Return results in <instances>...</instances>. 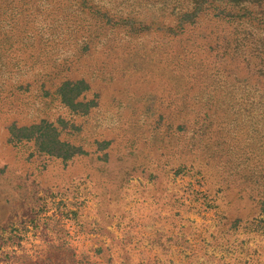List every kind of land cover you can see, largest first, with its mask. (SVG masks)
<instances>
[{"label": "rangeland", "instance_id": "1", "mask_svg": "<svg viewBox=\"0 0 264 264\" xmlns=\"http://www.w3.org/2000/svg\"><path fill=\"white\" fill-rule=\"evenodd\" d=\"M0 264H264V0H0Z\"/></svg>", "mask_w": 264, "mask_h": 264}]
</instances>
